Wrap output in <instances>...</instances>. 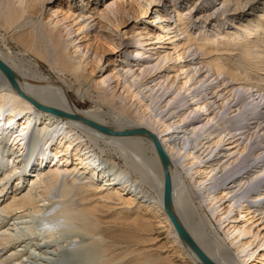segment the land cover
Wrapping results in <instances>:
<instances>
[{
  "label": "bare ground",
  "instance_id": "1",
  "mask_svg": "<svg viewBox=\"0 0 264 264\" xmlns=\"http://www.w3.org/2000/svg\"><path fill=\"white\" fill-rule=\"evenodd\" d=\"M50 2L0 0L1 31L40 54L38 33L53 74L0 51L20 90L0 71V264H201L165 173L197 248L249 263L264 249V0ZM134 130L148 135L119 134Z\"/></svg>",
  "mask_w": 264,
  "mask_h": 264
},
{
  "label": "rangeland",
  "instance_id": "2",
  "mask_svg": "<svg viewBox=\"0 0 264 264\" xmlns=\"http://www.w3.org/2000/svg\"><path fill=\"white\" fill-rule=\"evenodd\" d=\"M71 2H73V3H71ZM71 4H72L73 7H71ZM77 4H80L78 2V0H51V2L49 3V6H47V8L56 6L57 8H59V9H61L63 11H66L67 9L72 10L74 8V6H77ZM147 16H148L147 18H142V22L151 19L150 18L151 16H149L148 14H147ZM40 17H41V19L45 20L46 19V14H42ZM28 28L29 27H26L24 32L28 31ZM27 33H29V31ZM27 33L23 34L24 37H27V35H26ZM1 36H2V38H1ZM263 38H264V36H263ZM29 44H30L29 47L32 46L33 48L39 49L41 51L40 54H37V53L32 52V51L26 52L24 50V47H23L22 43L19 40L16 39L15 35L12 36V37H9L6 33L1 31V29H0V51L3 52L4 54L6 52V55H8V57L11 56L10 58L12 59L14 65L17 68H19V69L22 68L23 69V68L27 67L26 63H28V62L30 63L31 62V63L36 64L38 66L40 72L42 74H44L46 77H49V78L52 77L53 78V74L51 73V70H50L49 64H48V59H49V57H48L49 56L48 55V45L40 40L38 33H36V35L32 36V41ZM67 48H68L67 52L71 53L72 49H69V47H67ZM110 52H111L110 48H108L105 51V54L108 53V55H106V57H109V59H107L109 61L112 60V58L114 57V55H112V53H110ZM72 59L78 60L76 57H73ZM106 63L107 62H105V64ZM241 64L244 67L246 66L244 63H241ZM93 66H94V68H96V64L95 63H93ZM246 69H250V68L246 66ZM251 75H254V73L253 74L251 73ZM68 81L69 80L67 79V82ZM71 87H72V89H70V91H72V92L70 94L72 96L73 101H75V103L78 106H80V107L81 106H83V107H93L95 105L93 103V101H91L92 102L91 103L89 100H84V99L80 100V97L78 95L77 96L75 95V90L74 89H77L76 83L73 84V82H71ZM84 90H86V87L84 85L80 86L79 93L83 94ZM74 95H75V97H74ZM81 101H84L86 103V105L82 104ZM69 250L72 251L71 248H69ZM60 251L62 252V250H60ZM259 254L260 255L264 254V249L263 248L258 250L255 253V255H254L255 258L253 257L251 260H248L249 263H247V264H262L264 261H261L259 259L260 258ZM62 256H63V259H64L63 263H68L69 262L68 264H75V261H73V259L70 261V254L69 253H67L66 255L63 254Z\"/></svg>",
  "mask_w": 264,
  "mask_h": 264
},
{
  "label": "water",
  "instance_id": "3",
  "mask_svg": "<svg viewBox=\"0 0 264 264\" xmlns=\"http://www.w3.org/2000/svg\"><path fill=\"white\" fill-rule=\"evenodd\" d=\"M0 71L1 73L4 75V77L8 80V82L14 87V89L17 92H20V90L18 89V85L16 83V76L15 74L11 71V69L9 67H7L4 63H2L0 61ZM33 103V102H32ZM34 104V103H33ZM56 115H58L59 117H65L64 114L60 113V112H53ZM110 133H114L112 131H109ZM117 133V132H116ZM119 134H147V132L143 131V130H134V131H130V132H122ZM155 146L157 148V151L160 155V158L162 160L163 166L166 169V165H167V161H166V157L164 155V153L162 152L161 148L159 147V145L157 144V142L155 141ZM164 207L165 210L168 212L170 219L172 220L174 226L177 229V232L180 236V238L182 239V241L191 249V251L195 254V256H197V258L199 259L201 264H213L198 248L197 246L193 243L192 239L189 237V235L185 232V230L182 228V226L180 225V223L177 221V219L174 217V215L172 214V211L170 209V183H169V178L167 173H165V195H164Z\"/></svg>",
  "mask_w": 264,
  "mask_h": 264
}]
</instances>
